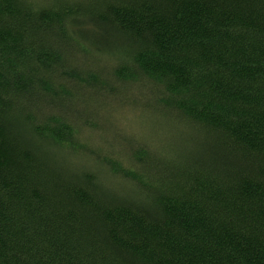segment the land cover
I'll list each match as a JSON object with an SVG mask.
<instances>
[{
    "label": "trees",
    "instance_id": "trees-1",
    "mask_svg": "<svg viewBox=\"0 0 264 264\" xmlns=\"http://www.w3.org/2000/svg\"><path fill=\"white\" fill-rule=\"evenodd\" d=\"M0 264H264V0H0Z\"/></svg>",
    "mask_w": 264,
    "mask_h": 264
}]
</instances>
